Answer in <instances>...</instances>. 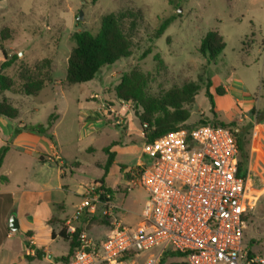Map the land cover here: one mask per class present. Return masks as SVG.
I'll return each instance as SVG.
<instances>
[{
  "label": "rangeland",
  "instance_id": "1",
  "mask_svg": "<svg viewBox=\"0 0 264 264\" xmlns=\"http://www.w3.org/2000/svg\"><path fill=\"white\" fill-rule=\"evenodd\" d=\"M80 11L83 12L82 21L78 20ZM128 11H141L144 17V26L132 56L103 67L88 83L68 84L66 72L68 58L75 46L73 34L82 31L95 34L105 15ZM167 19L173 21L165 33L151 43L148 35ZM5 28L8 32L5 39H0V47L8 58L18 57L5 72L16 82L19 68L25 64L32 66L45 58L52 61L53 82L46 84L38 95L26 96L7 91L0 96V101L6 97L18 108L19 116L14 119V126L23 122L36 127L47 134L48 140L54 139L55 135L69 169L75 162L82 164L81 170L74 173L68 169L67 181L73 192L68 198L67 215H74L82 200V196L75 193L82 191L84 194L103 177L99 166L104 165L107 158L103 149L112 141L122 139L120 126L115 125L114 120H108L110 123L105 121V110L118 105V108H125L132 114L126 123L135 129L136 134L127 151L118 156L119 163L133 168L139 161H142L139 166L150 164L144 153L146 140L142 137L147 129L135 116L134 105L119 101L115 93L122 75L132 69L154 75L150 86L153 93L188 82L200 84L195 103L190 106L191 117L187 124L195 126L201 121L235 124L244 143V153L240 154L242 161L243 155L248 158L252 143L257 141L254 123L261 115L254 113L255 110L250 114L240 111L229 94L215 95L217 116H214L205 90L211 82L214 94L217 86L241 91L247 98L257 101L256 107L264 114V0H0V32ZM211 30L217 31L226 42L224 51L213 62L199 52L202 38ZM148 48H152V52L142 57ZM156 54L162 58L164 68L158 69L160 66L154 60ZM2 59L5 55L0 56V63ZM260 123H264V115ZM258 139L263 140L261 136ZM116 171L117 166H114L107 181V186L114 193V205L118 208L116 217L126 225L138 226L148 194L139 186L131 190L118 186ZM246 178L248 196L254 200V208L247 222L245 244L264 258V180L249 172ZM128 190L129 193L124 194ZM14 236L13 253L4 251L0 264L11 261L12 264H25L23 255H17V251L19 243L24 248L26 237L20 232ZM53 249L56 254L67 256L70 246L58 239ZM150 253L155 251L142 255L136 262L141 264ZM181 261L177 256L166 259L168 264Z\"/></svg>",
  "mask_w": 264,
  "mask_h": 264
},
{
  "label": "built area",
  "instance_id": "2",
  "mask_svg": "<svg viewBox=\"0 0 264 264\" xmlns=\"http://www.w3.org/2000/svg\"><path fill=\"white\" fill-rule=\"evenodd\" d=\"M236 134L235 127L210 122L146 141L150 164L130 169L127 184L148 194L144 223L125 225L115 216L111 195L93 183L70 223L84 214L91 219L100 208L111 230L99 239L86 228L68 227L78 243L69 264H138L153 251L141 264H160L167 252L182 255L187 264H264L245 244L254 200L240 174ZM131 254L134 261L123 260Z\"/></svg>",
  "mask_w": 264,
  "mask_h": 264
},
{
  "label": "trees",
  "instance_id": "3",
  "mask_svg": "<svg viewBox=\"0 0 264 264\" xmlns=\"http://www.w3.org/2000/svg\"><path fill=\"white\" fill-rule=\"evenodd\" d=\"M173 20H165L159 28L148 35V40L153 43L159 39L166 31L167 27ZM144 26V17L141 11H128L123 13H110L105 15L101 20V25L97 33L93 34L89 31L76 32L72 36L75 44L68 58V66L66 72V82L68 84H83L94 80L97 74L105 66L114 65L117 61L132 56L133 50L137 46V39L140 31ZM8 28L2 30L1 39L6 38ZM226 42L217 31H208L201 40L199 52L209 62L215 61L224 51ZM152 52V48H148L142 57H146ZM6 61L2 64L0 69V96L10 91L14 94H23L26 96L38 95L46 86L52 84L51 68L52 61L45 58L34 65H24L19 68L18 82L6 74V70L10 68L17 60V56L8 58L5 54ZM154 60L158 63L160 68H164V62L159 54L154 56ZM154 75L151 73H144L140 69H132L130 72L122 75L120 83L115 89L116 97L119 101L132 103L134 105V114L139 119L142 127L147 129L145 133L146 141H154L170 132L180 129H193L194 127L206 124L216 123L223 127H234L235 124L226 125L225 123H218L212 121H201L198 125L190 126L187 124L191 117L190 106L195 103L196 97L201 89L200 84L196 82H188L182 86H173L169 90H161L157 93L151 91V83ZM212 83L208 82L205 96L210 103V110L217 116L215 95L223 96L225 90L222 86L215 88V94L211 91ZM19 110L7 98L0 101V118H7L9 120L17 119ZM262 117L259 118V121ZM238 136L239 148V168L240 174L246 177L248 158L243 155V161L240 159V154L244 153V143L241 138V133ZM9 152V146L4 145L0 147V168L3 165L5 157ZM107 154V161L103 167L104 175L100 180L102 189L111 195L112 201L113 192L104 187L106 175L110 167L114 163V153L110 152V148L104 149ZM8 182L6 176H0V185ZM91 221L108 224V219H99L96 216L91 218ZM78 232L81 231L77 228ZM61 238L69 243L70 250L67 256L58 259L59 263L69 264L75 248L78 243L75 238H70L63 229ZM28 245V244H27ZM28 247V246H27ZM43 252L36 250L35 255H26L25 259L29 264L36 259L41 260ZM177 256L182 259L181 262H172L169 264H187L184 257L178 253L167 252L160 260V264L166 263L169 257ZM123 260L132 262L135 260L134 255L125 256Z\"/></svg>",
  "mask_w": 264,
  "mask_h": 264
},
{
  "label": "crops",
  "instance_id": "4",
  "mask_svg": "<svg viewBox=\"0 0 264 264\" xmlns=\"http://www.w3.org/2000/svg\"><path fill=\"white\" fill-rule=\"evenodd\" d=\"M2 30L0 32V39ZM3 51V47L1 46L0 56L2 57L4 56ZM5 61L6 59H2L0 67ZM1 72L2 70L0 69ZM224 89L225 94L223 96L231 94L233 102L240 111L242 109L250 114L255 110L254 113L263 117L264 114L256 107L257 101L247 98V95L241 93V91H231L229 87H225ZM105 113L107 114L104 117L105 121L110 123L108 120H114L115 125L120 126L123 135L122 139L112 141L107 146L115 156L114 163L110 167L109 172L114 166H117L115 175H118L119 182L116 184L128 187V179L130 178L128 171L133 167H126L120 164L118 156L127 151L129 148L128 144L134 140L135 129L126 123L127 118L131 117L132 114L131 112L128 113L125 108H118V105L105 110ZM7 121L9 119L0 118V147L4 145L9 146V152L0 168V176L8 178L7 183L0 185V257L4 251L13 253L14 234L16 232H12L9 229V219L12 215L17 218L19 223V230L17 232L26 237L23 241L24 248H21L19 241H17L19 243L17 255H23L25 264L27 261L25 256L35 255L36 250L42 251L43 256L42 261L38 259L35 261H40L41 264H45L44 261H48L46 264L59 263L58 259L63 257V255L56 254L53 247L58 239H62L60 236L62 230H66L68 227L86 228L88 230V226H91L89 231L93 236L99 239L105 238L111 230V222L109 220L108 224L98 225V223L90 222L91 219L84 214L79 220L70 223V219L75 214L70 216L66 212L69 202L68 198L73 191L70 182L67 181V176L69 175L68 163H66L62 151L59 149L56 136H53L56 141L52 138L48 140L47 134L36 127H29L23 122H21L20 126H14V120H10L9 123ZM236 132L238 134L241 133L239 129ZM254 134L257 141L252 143L248 153L247 174L249 172L253 176L258 175L264 180V123H260V121L254 123ZM258 136H261L263 140L258 139ZM142 137L146 140L145 133H143ZM89 150L92 149L89 148ZM141 162L139 161L136 166L138 167ZM6 165L8 166L7 169L5 168ZM104 165H99L102 170ZM81 168L82 164L75 162L69 171L70 173H74L81 170ZM108 174L104 181V187L112 191L107 186V181L109 180ZM128 193L129 190L124 192V194ZM75 194L82 197L84 195L82 191H78ZM112 198L111 202L114 205V193ZM76 206L77 204L74 205V207ZM115 208L116 216L118 208L116 206ZM95 216L99 219H105L101 215L100 208H98ZM143 223L142 213L138 226ZM12 262L9 264H12Z\"/></svg>",
  "mask_w": 264,
  "mask_h": 264
},
{
  "label": "water",
  "instance_id": "5",
  "mask_svg": "<svg viewBox=\"0 0 264 264\" xmlns=\"http://www.w3.org/2000/svg\"><path fill=\"white\" fill-rule=\"evenodd\" d=\"M78 20L79 21L83 20V12L82 11L79 12ZM9 229L12 232H17L19 230V223H18L17 218L14 215H12L9 219Z\"/></svg>",
  "mask_w": 264,
  "mask_h": 264
}]
</instances>
